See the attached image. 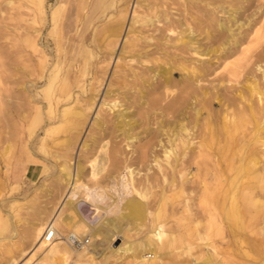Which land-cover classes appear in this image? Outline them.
<instances>
[{
    "label": "rangeland",
    "instance_id": "obj_1",
    "mask_svg": "<svg viewBox=\"0 0 264 264\" xmlns=\"http://www.w3.org/2000/svg\"><path fill=\"white\" fill-rule=\"evenodd\" d=\"M161 1L154 0L145 5L146 7L143 4L144 7L136 8V12L138 15L147 14L151 17L168 12L173 18H178L176 13L180 9V20L182 23L186 22L188 27L184 25L178 27L177 32L184 31L178 36L179 38L189 40L191 37L192 42H198L202 49H216L222 42L226 35L223 32L210 40L205 37V28L192 17L195 13L200 15V12L190 10L192 15L190 16L188 11L183 12V4L173 3L171 0ZM38 4H40L39 0H0V264H12L13 260L16 264L20 263L35 244L28 235L29 231L44 222L46 228L58 209L65 218L80 219L91 227L99 228L101 237L100 240L95 241L90 239V244L93 243L96 247L92 258H81L76 252L70 251L67 261L57 260L55 264H137L136 257L131 253L133 249L137 251L136 246L151 235L153 221L164 225L167 237L165 244L163 243L165 246L162 245L163 249L161 247L159 251L158 264H264V231H262L264 230V180L259 184L255 182L249 169L256 158L261 159L260 154L264 151L262 150L264 132H250V128L247 131L238 130L230 135L231 138L220 136L215 141L212 146V156L216 163L217 176L215 178L208 176L207 193L202 196L203 187L199 184V179L192 176L195 175V165L190 161L197 153L198 142H202L205 119L213 129L222 125L219 122L223 110L220 100L221 96L228 94L225 84L219 87L218 93L216 91L215 97L210 98L207 104H195L191 101L173 116H166L160 115L157 111L169 100L163 90L160 89L152 96L147 95L144 100H138L139 95L135 89L140 86L132 85L131 82L130 75L136 72V75L148 79L150 83L154 82L151 87L156 85L159 78L169 77L172 82L180 83L179 88H181L184 79L182 75H187L186 71L190 66H207L210 62L212 68L217 70L209 79L217 80L225 74L222 67L219 68L222 61L217 60L216 63L220 52H210L202 57L194 56L197 61L196 59L186 61L183 71L180 62L184 61L180 60V56L187 58L190 56L180 52L181 45L175 40L178 38L176 34L169 33L168 46L165 44L159 48L156 41L151 42V46L148 44L147 46L146 43L139 41L138 45L133 47L129 43L134 35L131 31L128 34L129 44H124L135 6L134 0L126 9V23L122 36L118 43H115L117 45L114 43H112L114 46L109 45L107 26L111 23V19L118 15L117 10L125 6V4H114L103 14H98V18L85 32L86 47H89L88 50L93 55L87 56L89 74L83 77L81 75L83 69L74 67L70 74L75 80L74 97L56 106V116L54 114L48 116L49 102L42 89L48 82L47 77L52 70L53 59L58 53L56 43H65L69 38V42H66L69 48L68 55L65 59L64 56L62 57L68 65L67 60L72 53L70 46L76 41L85 21L86 9L76 0H45L43 2L45 11L41 14ZM60 4L63 5L61 17L55 27L50 22V15ZM115 5H117L116 9ZM227 16L219 13L218 21L223 22L225 26L230 25ZM31 19H36L37 24L28 22ZM239 21L241 22L238 17V23ZM159 24L161 27L162 22ZM159 24L157 23V26ZM25 26L29 27L30 32L32 28L40 29L37 53L25 48L22 43V28ZM134 26L136 29L133 30L141 31L143 37L149 33L154 36L159 34L154 26H151L153 29L139 28V24ZM137 47L144 49L139 50ZM138 50L143 54L142 57H132ZM117 58L121 59L119 68H116L115 64ZM143 59L148 62L140 63L145 61ZM231 60L233 58L228 61ZM66 64L63 63L61 66L62 76L66 73ZM122 71L129 75L128 78L121 77ZM155 73L158 74V78L152 81L151 77ZM56 84L52 98L57 90ZM80 84L84 85L87 92L79 89ZM109 84L112 86L110 87L112 92L108 94ZM143 92L145 93L146 89H143ZM104 95H107L105 97L107 101L116 95L121 101L119 110L114 109L109 112L108 109H104L106 106L100 108ZM91 96H95L93 98L95 103L92 109L88 110L86 106ZM151 100H154L155 106L152 105L153 108L147 109L149 106L145 102ZM157 101H160L159 104ZM63 109H70L72 112L82 111L84 115L79 119L82 124L77 125L70 114H67L68 122L65 123L64 118L60 116ZM195 109H200L201 114L198 119ZM96 119H98L97 125L93 123ZM102 120L107 121L109 125H99V121L101 123ZM262 125L264 124L258 127ZM112 126L118 131L116 137L107 131V128ZM158 126L162 129L159 130ZM47 128L50 130L45 134ZM123 137L129 138V141L134 143L133 150L125 147ZM172 139H175L174 144L181 146L176 152L174 151L175 162L171 159L167 167L163 163L165 170L162 168L163 171H160L154 158L162 161V150L156 144L161 141L162 145L164 143L167 145V141ZM179 139H182L181 142ZM251 139L253 142L247 147ZM217 147H220V150ZM143 152L146 154L143 155ZM142 156L147 157L143 159ZM78 166L81 167L82 188L69 198V195L65 196L66 193L64 194L60 182L65 179L66 170L74 177ZM93 168L100 173L96 180L89 178ZM128 170L131 171L132 176L127 175ZM162 172H165V175ZM123 174L127 175L131 188L146 193L145 198L136 193L120 194V176ZM94 187L104 189L111 199H105L104 203L86 199L83 193L86 189ZM197 193L202 197H198ZM129 199L140 201L144 206V219L140 217L139 220L138 218L134 220L127 216L128 209L124 203ZM202 200H206L212 207L217 202L222 204L223 200L227 207L233 204L238 217L235 218L237 222L229 225L225 223L221 230H215L219 228L214 226V229L207 230L205 217L207 213L204 209L206 204L203 206ZM251 201H257L261 206L256 208ZM244 203H247V206ZM58 230L63 236L68 233L62 226ZM257 230L260 232L258 233ZM205 231H209V234ZM10 249L13 250L11 260L8 255Z\"/></svg>",
    "mask_w": 264,
    "mask_h": 264
},
{
    "label": "bare ground",
    "instance_id": "obj_2",
    "mask_svg": "<svg viewBox=\"0 0 264 264\" xmlns=\"http://www.w3.org/2000/svg\"><path fill=\"white\" fill-rule=\"evenodd\" d=\"M44 1L39 0L40 4H38L41 14L44 13V11H45V6L43 4ZM76 1L78 2V4H82V7L84 9H86V17H85V21H84V23H83V25H82L79 33H78V36L75 39L76 41L74 42V44L72 46H70V48H71L70 50L72 51V53H71V56H69V58L67 60V63H69L68 65L66 64V62H64V60H62V57L64 56L63 58L65 59V57L68 55V49L69 48H67V46H68L67 43L69 42V38L66 41L67 43L66 42L65 43H62V42L56 43L57 44L56 51L58 53L55 54V57L53 59L54 64L52 63L53 67H52V70L50 71V74L48 75V77L46 76L48 79V82L45 85V87L42 89V92L45 95H47V99L49 102V105L47 106L48 112H49L48 116H50V114L51 115L54 114L56 116L57 115L56 114L57 111L55 109L56 106L59 105V103H61L63 101H67V100L69 101L70 99H72L74 97L75 93H73V85H74L75 80H73L70 77L71 76L70 74H71L72 70L74 69V67H75V69H78V68L83 69L82 74H81L83 77L89 74V71H90L88 68L89 67V58L87 56L92 57L93 55L88 50L89 47L88 48L86 47V36L85 35L87 33L85 34V32L89 29L90 25H92L94 23V21L98 18V16L100 14H103L110 7L114 6V4H125L124 8L122 7V9L117 10L118 15H116L114 18H112L111 23L107 26L108 38H110L109 39L110 40L109 45H113L112 43H114V45H117L115 43H118V40L122 36L124 25L126 23V15H127L126 9H127V7H129V4L133 0H76ZM153 1L154 0H134L135 6H134V9L132 11V18H131L130 25L128 27V31L125 35L124 44L129 42L128 41V39H129L128 34L131 31L134 33L133 37L130 38L132 41L129 39L130 40L129 43L131 46L134 47V46L138 45L137 43L139 41H142V43L144 42V43H146V45L148 44L151 46V42L156 41V45L159 48H160V46L162 47L165 44L168 46L167 42L169 41V33L170 34H176L177 37L184 33L183 30H181L180 32L176 31V30H178V27H180L182 25H184V26L188 25L186 22H184V23L181 22V20H180L181 14L179 13L180 9L177 10V13H176L178 18H176V17L173 18V16L168 12H162L160 16L154 15L153 17H151L147 14L146 15L141 14L142 16L137 14L138 12H136V8L142 7L143 4H144V6L147 4H150ZM159 1H161V0H159ZM171 1H173V3L183 4L182 5L184 7L183 12L185 13L188 11V14L190 16H192L190 10L192 12H193V10H196L197 12L201 13L200 15L195 13L194 16H192V17L195 21H197V23L199 25H201L203 28H205L204 34L208 40H210L211 38H215V36L221 32L226 34L223 37L222 42L219 44V46L216 49H209V48L208 49H202V47L200 46V44L198 42H192L191 37L189 40H184L183 37L176 38L175 39L176 42H180L179 44L181 45L180 52L190 56V58L180 56V60L184 61V62H180V66L182 67V70L185 71L184 63L186 61H188L190 59H193V60L196 59V61H197V58H195L194 56L202 57V55H208L210 52H212V53L220 52V54L218 55V57L216 59V63H217V60L222 61L219 68L222 67L225 74L222 75L217 80L209 79L212 75L216 74V70H217V68H214V67L212 68V66H211L212 64H211L210 59H209L210 64L207 66L201 65V66H190L189 67V70L186 71L187 75H185V74L182 75L184 77V79H183V82L181 83V85H182L181 88H179L180 83L172 82L169 79V77H164L163 79L159 78V81L156 83V85L151 87V85H154V82H153V84L150 83V81H148V79H144V77H140L139 75H136L135 74L136 72L135 73L131 72L132 73V75H130L131 79H132L131 82H132V85H139L140 86L139 88L135 89V91H137V94L139 95L137 98L138 100H144L147 95L152 96L155 92H158L160 89L163 90L164 94L167 95V98H169V100L163 106H161L157 111H159L160 115H166V116H168V115L173 116L175 113L179 112V109H181L182 107H184L185 105H187V103H189L191 101H194L195 104L196 103L197 104L198 103H203V104L206 103L210 98L215 97L214 95H216V91L218 93V89H220L219 87H221L222 85L225 84L224 86L227 88V91H228L227 93L229 95L226 93L227 95L221 96V100H220L222 107H223V110H222V116L219 117V122L222 123V125L220 128L217 127V129H213L209 125L208 120L205 119L206 121L204 122V126H203V133L204 134L201 133L203 135H202V137L200 136L202 138L201 139L202 142H198V147H197L198 150L196 149L197 153H196L195 157H193V159L190 158V159H192V161H190V163L192 162L193 165H195V169H194L195 175H192V176H196L197 180L199 179V184L203 187V192H201V194H202V196H204L203 194L207 193L206 185H207L208 176L211 175L214 178H215V176H217L216 171H215L216 163L214 162V158L212 156L213 155L212 154V152H213L212 146L214 145L215 141L220 136H221V138H223V137L231 138L230 135L232 136V134L238 130L247 131L250 128V132L251 131H256L257 133H258V131L264 132V125H262V127H258V125L264 124V2H260L261 0H171ZM155 3H157V2H155ZM161 3H162V1H161ZM62 6L63 5H61V4L57 5V7H55L53 9V11L51 12L50 22L55 27L57 26V24L60 21ZM116 6L117 5H115V9H116ZM162 7H163V5H162ZM152 8H151V10L154 9V8L153 9ZM153 11H155V10H153ZM146 12H147V10H146ZM219 13L224 14V16H225V14H227L228 16L226 19H228V23L230 22L231 24L225 26L223 22H222L223 23L222 24L220 21H218L217 15ZM238 17H239V20H241V22L239 21L240 23H238ZM28 22L37 24L36 19H31ZM156 22L158 24L162 22V26L160 27V24H159V26H157ZM155 23H156V25H155ZM135 24L136 25L139 24V28L148 27V29H150L149 27L155 25L153 28L156 31H158L159 34H158V36H156V35L154 36L153 34L151 35L149 33L148 35L143 37L141 31H140L141 33L139 31L135 32V29H136L134 26ZM133 28H135V29L133 30ZM22 29H23V31H22L21 38H22V43H23L24 47L30 48V49H32L33 52L37 53L39 51L37 38H38V35L40 34V31H39L40 29L32 28L31 32L28 30L29 29L28 26H25ZM131 36H129V37H131ZM163 41H165V42L163 43ZM154 43H152V44H154ZM65 45H66V47H65ZM127 45H126V47H127ZM140 47H142V45H140ZM61 48H62V50H61ZM137 48H139V47H137ZM142 49H144V47L139 48V50H142ZM163 49H166V48H163ZM139 50L136 52V54H133L132 57H135V56H137V58L142 57L143 54L141 52H139ZM153 50H155V48ZM128 52H129V50H128ZM144 56L146 57L147 55H144ZM231 58H233V60L228 61ZM145 59H143V60H145ZM147 59L149 61V58H147ZM150 59H151V57H150ZM148 61L145 60V61H141L140 63H142V62L144 63V62H148ZM63 63H64V65L66 64L67 70H66V73L62 76V75H60V72H61V66ZM115 64H116V68H119L121 66L120 65L121 59L117 58ZM162 71H164V70H162ZM47 74H48V72H47ZM60 76H62V78ZM128 76L129 75L126 72L122 71L121 77L123 79L128 78ZM151 78H152V81L154 80V78L157 79L158 74H156V73L153 74V76ZM57 82H59L58 85L56 84ZM55 84L57 85V90H56L54 98H52L53 91L56 87ZM111 85H112V83H111ZM111 85L109 84L108 89H110V87H112ZM78 87L83 92H87V90L85 89L83 84H80ZM143 89H146L145 93L143 92ZM107 91H109L108 94L112 92L111 89L107 90ZM105 97H107V95H104V98L102 100L100 108H103V106H106L104 109L105 110L108 109L109 112L113 111L114 109L119 110L120 105H121L120 104L121 101L118 100V97H116V95L114 96L113 99H110L109 101H107L105 99ZM93 98H95V96H91V99L89 100V103L87 104L88 106L85 105L88 110H91L92 107L94 106L95 100L93 101ZM155 102H156V100H155ZM157 102L159 104L160 101H157ZM145 103L149 106V108H147V109L153 108L155 106L154 100H151V101L145 102ZM152 105H154V106H152ZM45 109H47V108H45ZM70 109H63L60 112V114H61L60 116L64 118V122L65 123L68 122L66 117H67V114L68 115L70 114V116H72L75 119V123L77 125H81L82 122H80L81 120H79V119H81L83 117V115H84L83 112L82 111L81 112H78V111L72 112ZM157 111H155V112L158 113ZM200 114H201L200 109H197L196 110V118L197 119H198V116ZM207 115L209 116V112L207 113ZM47 120H49V119L47 118ZM97 120L98 119L94 120V122H93L95 125L98 124ZM99 125H101V126L105 125L106 126L109 124L107 123V121L102 120L101 123L99 121ZM158 128H159V126H158ZM161 129H162V127L160 126L159 130H161ZM230 129H232V130L230 131ZM49 130H50V128H47L45 130V134ZM107 131L111 132L114 137L117 136L118 131L115 129V127L112 126L111 128H107ZM158 132L162 133L163 131H158ZM186 136H188V134ZM251 136L252 135H250V137ZM174 140L175 139H172L171 141H167L168 142L167 145H165V143L162 145L161 141H158V143L156 144V146L157 147L159 146V148H161V150H162V161H159L158 158H154V162L158 166L160 171H163V169H164L163 163L167 167V166H169V161L171 159H172L171 161L175 162V160L173 159L175 157L174 151L176 152V149L181 145L180 144L179 145L174 144ZM179 140L181 142L182 139H179ZM122 141L124 142L125 147H129L132 150L135 147L133 145L134 143L132 144V141H129V138H127V137H123ZM220 141H221V139H220ZM240 141H242V140H240ZM252 142H253V139H251L248 142L247 147ZM182 145H183V143H182ZM218 146H220V145H218ZM145 148H146V146H145ZM218 148L220 150V147H217V149ZM245 148H246V146H244L243 149H245ZM253 148H255V147L253 146ZM217 149H216V151H217ZM224 149H225V147H224ZM251 150H253V149H251ZM262 150H264V149H262ZM139 152H141V151H139ZM223 152H224V150H223ZM145 154L146 153H144L143 155H145ZM260 155H261V159H264V151H262V153ZM143 157H147V156H142V158ZM143 159H145V158H143ZM261 159L256 158V160L253 161V163H251V166L250 167L248 166L249 169L251 170L250 174L253 175L252 178L258 184L261 183L262 180H264V160H261ZM143 162H144V160H143ZM260 163H261V165H259ZM187 165L189 166L190 164H187ZM127 168H129V167L127 166ZM80 169H81V167L78 166L74 177L72 176L71 172L66 170L65 179L60 182V186H62L64 191H65L64 194L66 193L65 196L69 195V198L72 197L76 191H78L82 188V185L80 182V178H81ZM184 169H187V168H184ZM180 171H181V169H180ZM99 174H100L99 171L96 170V168L95 169L93 168L90 175H89V178L96 180ZM180 174L182 175V173H180ZM127 175L132 176L133 174L131 173L130 170H128ZM127 175L123 174L122 176H120V185H119V187H121L120 194L129 195L130 193L131 194L136 193V194L140 195L142 198L143 197L145 198L146 197L145 192L143 193V192H141L142 190L138 191V190H135L134 188H131L130 184L128 183ZM192 180H190V181H192ZM217 180H218V178H217ZM211 181H212V183H214L213 180H211ZM178 182H177V184H178ZM164 183H165V181H164ZM210 184H211V182H210ZM193 185H194V183H193ZM195 186H197V184ZM170 188H171V186H170ZM192 191H193V188H192ZM258 192H260V191H258ZM83 194H84V196H86V199H92L94 201H99L101 203H104L105 199H107V200L111 199L109 196H107V193L104 189L98 188V187H94L92 189H86L85 193H83ZM197 196L200 197L198 193H197ZM257 196L260 197V195H258V194H257ZM202 201H203L202 205L206 204V206L205 205H203V206H205L204 209L207 213V216H205L206 220H207V227H208L207 230L213 228V226L216 228H219V229H215V230H221L225 223H228V225H229V224L234 223L236 221L235 218H238V217H236V209L233 207L234 206L233 204H230V206L227 207L226 202H224V200H223L222 204H219L217 202V204L214 207H212L209 203L206 202V200H202ZM184 202H186V201H184ZM248 203L250 204V201H248ZM124 204H125L126 208L128 209V213H127L128 217L133 218L134 220L137 218L139 220L140 217H143V211H144L143 207L144 206L140 203V201L138 202L137 200L129 199V200H126ZM197 204H199V203H197ZM244 204H246V206H247V203H244ZM251 204L256 208L261 206V203L259 205V203L257 201H251ZM65 205H67V204H65ZM252 211L254 212V209H252ZM206 213H205V215H206ZM248 213H250V212H248ZM255 213L257 214V212H255ZM194 214H196V213H194ZM155 215H156V213H155ZM251 215H253V213ZM197 217H200V216H197ZM155 218H157V217H154V219ZM143 219H144V217H143ZM143 219H142V221H143ZM248 219H250V218H248ZM46 221L48 222L49 219ZM44 223L39 224L38 226L36 225L37 227H35L29 231L28 235L32 239V241H35L34 242L35 244L33 245L32 249L28 253H26L25 258H23V260L18 264H33V263H35V264H53L54 263L55 264L57 262V260L67 261L69 258V252L70 251L76 252L78 254V256L81 258L82 257L92 258L94 256L96 247L93 245V243L90 244V239H92V241L100 240L101 231L99 228L91 227L85 221L80 220V219L65 218L61 215V211L58 209L55 211L54 215L51 217L50 221L48 222V224L46 226V228L49 226H52L53 228L56 227L55 228L56 238L51 243H46L43 240V235H42V232L45 231L44 229H46V228H44V225H46V223L45 224ZM152 224H154V227L152 229L151 235L148 236L141 244L136 246L137 248L134 247L135 249H137V251H134V249H133V251L131 253L132 255H134L136 257V263L137 264H158L160 262L159 251H160L163 243L166 241V238H167L166 234L164 232L165 227L163 224H156V221H153ZM61 226L65 229V231H68V233L65 234L64 236L61 235L59 233V230H58V228ZM224 230H225V228H224ZM262 231H264V230H262ZM205 232H208V234H209V231H205ZM257 232L259 233L260 231L257 230ZM68 234L69 235L73 234V235H76L78 237H87L89 239V244L80 251L75 250L66 241V237L68 236ZM200 237H201V235H200ZM207 238H209V237H207ZM163 246H165V245H163ZM189 246H191V245H189ZM162 249H163V247H162ZM189 250H190V248H189ZM148 252H151L153 254H149ZM12 253H13V250L10 249L9 254H8L10 256V260L13 259L11 257ZM148 259H151V260H148ZM12 264H16V263H14V260H13ZM228 264H230V263H228Z\"/></svg>",
    "mask_w": 264,
    "mask_h": 264
},
{
    "label": "built area",
    "instance_id": "obj_3",
    "mask_svg": "<svg viewBox=\"0 0 264 264\" xmlns=\"http://www.w3.org/2000/svg\"><path fill=\"white\" fill-rule=\"evenodd\" d=\"M56 238V230L52 226H49L45 229L43 234V240L46 243H51ZM68 244L75 250H82L89 244V239L87 237H78L73 234H68L66 237Z\"/></svg>",
    "mask_w": 264,
    "mask_h": 264
}]
</instances>
